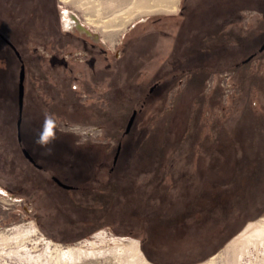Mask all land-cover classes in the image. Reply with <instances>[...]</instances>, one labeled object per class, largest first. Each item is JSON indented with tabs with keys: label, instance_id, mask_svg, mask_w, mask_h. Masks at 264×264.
Here are the masks:
<instances>
[{
	"label": "rangeland",
	"instance_id": "obj_1",
	"mask_svg": "<svg viewBox=\"0 0 264 264\" xmlns=\"http://www.w3.org/2000/svg\"><path fill=\"white\" fill-rule=\"evenodd\" d=\"M50 1L62 32L37 42L0 0V34L25 67L23 121L54 114L68 144L46 155L18 142L20 63L0 38V264H140L130 240L148 264H264V0H177L182 27L147 20L124 38L167 0Z\"/></svg>",
	"mask_w": 264,
	"mask_h": 264
},
{
	"label": "flooded vegetation",
	"instance_id": "obj_2",
	"mask_svg": "<svg viewBox=\"0 0 264 264\" xmlns=\"http://www.w3.org/2000/svg\"><path fill=\"white\" fill-rule=\"evenodd\" d=\"M50 2H51L50 0H15V6H14L15 7V16H17L18 22H21V26H23V27L25 26V29H24L25 31L23 30L24 33L22 32L23 35L24 34L28 35V33H29L30 36H33L34 40L37 42H39L42 39L48 38L49 36L51 39H53V34H56L59 36V33L62 32V28H61L60 21H59L58 15H57V11L55 12L56 9H54L56 7V5L53 2L50 5ZM54 12L56 14H54ZM48 15L50 17L45 19V16H48ZM43 17H44V19H43ZM28 24L31 26H34L35 28L33 30H31V29L28 30L27 29ZM37 27H38V32L36 29ZM84 29H81L82 33L90 35V32L88 30H86V29L84 30ZM77 30H78V27H77ZM58 46H61V45L60 44L56 45L55 48H58ZM61 47L65 48V46H61ZM54 50L63 52L62 50H58V49H54ZM65 55H71L72 56L73 54H71V53L61 54L62 58L67 59V57ZM74 56L76 57V58H74L75 62L83 63L84 60L79 59V57H81V56L86 57L87 54L82 55L81 53H76V54H74ZM49 58H50L49 62L54 63L55 69L58 68L57 70L64 69L67 71L68 65L66 62H64V59H62V58L57 59L56 55H50ZM93 69L96 73V65L93 66ZM68 72L71 75L73 74L72 70H69ZM23 112H24V107H23V111H22L20 131H19V133H17L18 142L20 143V145H23V144L26 145L27 139H24V138H28V140H30L32 143H34V140L36 138V133L39 130L37 127H35L36 125L33 124L31 120H29L27 122L23 121ZM23 123H25L26 135L23 134V131H22ZM53 144L55 146V148H53V150H56L57 153L59 152L58 147H62V148L68 147V144L63 139H56ZM36 146L38 148H41L38 145H36ZM29 155L31 156V158L34 162V163H31V162L30 163L35 168L41 170L43 167L38 164V162L34 159V157L32 156L31 153H29ZM63 159L67 160L66 157H63ZM68 162L69 161L67 160L66 163L68 164ZM51 180L53 181L54 185L58 189L68 190V191L73 189V185H69L68 182L64 178L51 176Z\"/></svg>",
	"mask_w": 264,
	"mask_h": 264
},
{
	"label": "bare ground",
	"instance_id": "obj_3",
	"mask_svg": "<svg viewBox=\"0 0 264 264\" xmlns=\"http://www.w3.org/2000/svg\"><path fill=\"white\" fill-rule=\"evenodd\" d=\"M117 0H113V2H116ZM121 1V0H119ZM124 1V0H123ZM159 1V0H158ZM162 1V0H161ZM142 3V2H141ZM155 3V2H154ZM161 3V2H159ZM130 4V2H126V9H127V6ZM177 0H167L165 2V4H160V5H154L152 7H149V8H146L145 7L143 9H141L137 15L138 16H142V15H145L147 13H152V12H166V13H173L177 10ZM131 6V5H130ZM129 7V6H128ZM130 9V8H129ZM128 16V15H127ZM132 16H134L132 13L127 17L129 20L132 18ZM126 18V19H127ZM74 19V17L72 18ZM127 19V20H128ZM75 20V19H74ZM132 20V19H131ZM91 21V19L89 20ZM124 22V21H123ZM122 26L120 27H116V28H113L111 31L112 32H109L107 33V37L109 38V41H110V44L113 45L115 44V39L116 37L118 36V34H120V32L123 31L124 27H125V24H121ZM79 26V25H78ZM64 131H72V132H75L77 134H79L80 136L82 137H87L88 135H93V134H96L98 135L99 134V131L98 130H95L93 129L92 127H89V128H81V127H70V128H64ZM58 246H55V248L57 249ZM123 249L127 250L129 255H132L133 258L138 261L140 264H148L143 258L142 256H140V250H139V247H138V244L136 241L134 240H130L127 244L124 245ZM69 251V255H74L73 253L74 252H78V249L77 248H68L67 249ZM72 251V252H71ZM78 253H83V252H78Z\"/></svg>",
	"mask_w": 264,
	"mask_h": 264
},
{
	"label": "water",
	"instance_id": "obj_4",
	"mask_svg": "<svg viewBox=\"0 0 264 264\" xmlns=\"http://www.w3.org/2000/svg\"><path fill=\"white\" fill-rule=\"evenodd\" d=\"M75 21H77L76 18H74ZM81 29H84L82 25H79ZM85 30V29H84ZM87 32V31H86ZM0 38L8 45V47L14 52L16 58L18 59L20 63V70L18 74V83H17V94H16V99H17V121H16V130L17 133L20 131V124H21V118H22V111H23V102H24V81H25V67L23 65V62L21 60V56L19 52L15 49V47L7 40L4 38L2 34H0ZM264 50V44L262 47L259 49V52H262ZM254 55L250 56L247 60L244 62H247L253 58ZM136 115V111L132 112V115L130 116L127 124H126V129L125 132L128 133L133 125L134 118ZM120 149V146H118V150ZM24 157L30 161L31 163H34L31 156L26 150H22Z\"/></svg>",
	"mask_w": 264,
	"mask_h": 264
},
{
	"label": "clouds",
	"instance_id": "obj_5",
	"mask_svg": "<svg viewBox=\"0 0 264 264\" xmlns=\"http://www.w3.org/2000/svg\"><path fill=\"white\" fill-rule=\"evenodd\" d=\"M56 129L57 124L54 114L45 113L42 126L36 133L34 143L41 148H45L46 152L44 154L46 155L52 154V148L50 145H52L56 140Z\"/></svg>",
	"mask_w": 264,
	"mask_h": 264
},
{
	"label": "crops",
	"instance_id": "obj_6",
	"mask_svg": "<svg viewBox=\"0 0 264 264\" xmlns=\"http://www.w3.org/2000/svg\"><path fill=\"white\" fill-rule=\"evenodd\" d=\"M182 5H180V8L178 10H176L174 13H164V17H151V18H146V19H142L141 21H138V22H135V23H132L128 29L125 31V33L122 35L123 38L125 36L128 35V33H132L137 25L139 24H145L147 25L149 23V21L147 20H150V21H159V22H165V21H173L174 23H178L179 26H181V19L183 18V10L181 8ZM153 18V19H152ZM181 20V21H180ZM158 23V22H157ZM182 27V26H181ZM180 28V27H179ZM169 64L171 65L172 68H177L178 66V63L180 61V58L179 57H174V56H169ZM180 65V64H179ZM166 75V73H163L162 77H164ZM158 83V82H157Z\"/></svg>",
	"mask_w": 264,
	"mask_h": 264
},
{
	"label": "built area",
	"instance_id": "obj_7",
	"mask_svg": "<svg viewBox=\"0 0 264 264\" xmlns=\"http://www.w3.org/2000/svg\"><path fill=\"white\" fill-rule=\"evenodd\" d=\"M73 89H77V86L75 85V86H73ZM64 128H70L68 125H66V124H64V125H62V128H61V130H63L64 131ZM92 136V135H91Z\"/></svg>",
	"mask_w": 264,
	"mask_h": 264
}]
</instances>
